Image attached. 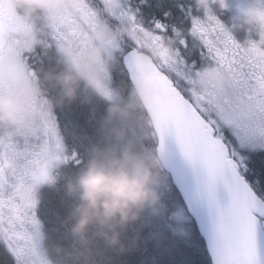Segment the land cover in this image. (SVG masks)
I'll use <instances>...</instances> for the list:
<instances>
[{"label":"snow or ice","instance_id":"6c2138e0","mask_svg":"<svg viewBox=\"0 0 264 264\" xmlns=\"http://www.w3.org/2000/svg\"><path fill=\"white\" fill-rule=\"evenodd\" d=\"M199 2L208 9V0ZM138 11L123 0H83L75 12L45 18L49 44L55 51L104 23L114 33L123 30L112 80L125 90L140 88L145 97L154 119L148 144L165 156L179 230L202 237L206 264H264V8L248 13L261 38L247 46L210 9L206 20L192 18L187 35L176 30L174 37L159 21L145 29ZM30 30L0 7V71L6 48L22 49L20 38ZM189 36L200 50L199 67L183 54ZM11 59L35 70L46 58L21 51ZM37 113L22 134L0 127V241L14 264H47L36 189L50 182L54 168L84 162L75 150L68 152L58 117L43 98Z\"/></svg>","mask_w":264,"mask_h":264},{"label":"clouds","instance_id":"9594fccd","mask_svg":"<svg viewBox=\"0 0 264 264\" xmlns=\"http://www.w3.org/2000/svg\"><path fill=\"white\" fill-rule=\"evenodd\" d=\"M82 3L0 0V7L31 25L20 38L22 49L9 45L5 50L7 59L0 71V127H14L22 134L27 122L37 116L41 98L52 111L78 99L91 103L102 96L109 101L99 129L106 143L94 145L82 167L66 178L64 190L72 200L62 221L67 243H53L55 258L46 251L47 264H111L109 253L124 255L139 248L146 214L169 215L165 156L148 144L154 119L146 111L145 97L140 88L126 92L112 80L119 63L115 42L123 30L114 33L104 23L91 34L69 38L53 55L45 18L75 12ZM21 51L38 53L54 63L26 70L18 59H11ZM174 156L169 149L168 157ZM57 179L53 176L48 183L55 185Z\"/></svg>","mask_w":264,"mask_h":264},{"label":"trees","instance_id":"16d2710c","mask_svg":"<svg viewBox=\"0 0 264 264\" xmlns=\"http://www.w3.org/2000/svg\"><path fill=\"white\" fill-rule=\"evenodd\" d=\"M149 3H151V1L153 0H148ZM178 7H176L175 11L172 10L171 8H165V7H159L156 8L155 10H157L158 12L156 14H158L159 16L165 15V10L166 11H174V15H176L177 20L174 22V24H182L184 22V19H180L182 17H190L193 15L198 16L199 18H203V19H207V14H208V9H210L211 14L216 16L215 13L212 12L211 10V5L208 2V9H205L204 6H202L199 2V0H196L195 2H193V0H187V3L185 5V0L184 3L182 5H180L178 0H175ZM173 0H164V3L166 4H171V2H175ZM175 3V4H176ZM251 10L250 9H244V14L245 12L249 13ZM137 19L140 20L139 17V13H136ZM163 17V16H162ZM229 16H226L224 19H228ZM250 19L249 15L247 14L246 20L248 21ZM257 25V24H256ZM153 26H155V24H153ZM173 27V26H171ZM184 27L187 28V26L184 25ZM54 62V61H53ZM44 67H49V61L47 63L46 66ZM130 90V89H129ZM127 92V90H126ZM95 103L97 104V106L99 107V112L95 113L96 119L97 118H101L104 117L106 115V106L104 104H102L99 100V98L96 96L94 97ZM109 105V103H108ZM71 107V106H70ZM72 107H76V105L72 106ZM88 106H85V108H83V106H77V109L79 112L76 113V116H71V120L74 122H78L79 124H81L83 126V128L85 127L84 131H82L80 129H75L74 128V135L76 140H80L81 139V144H82V148H80V150L82 151V155H83V161L87 160L88 157V153L90 151V149L97 144L103 145L105 144V141L103 140V137L101 136V133L99 131V128H96V130H91L94 128H91V125L88 123V116H89V112L87 110ZM71 111V110H70ZM84 112V115L86 113L85 116H87L88 118L85 119L84 121L79 120V116L80 114H82ZM75 114V113H74ZM81 130V132H80ZM76 135H81L80 139H78L76 137ZM103 140V141H101ZM79 167H82V165L77 166L74 163L71 164L70 169L68 172H65L62 174V176L60 177V182L58 184L57 187H55L45 198L41 208L39 209V216L41 217V219L43 220L44 223V238H45V250L48 252V254L52 257L55 258V253L52 249V245L55 242H59V243H67V241L62 242V240L59 239V237H61L63 235V232H65V228L63 227L62 221L64 219V217L67 215V212L65 210V206L63 207V209H61L60 207H56V203L58 202L57 200H60L62 198V196L65 194V190H64V184L66 182V178L69 174H74L76 171H78ZM65 170V169H64ZM165 200L167 201V205L169 206V202H172V195L169 193H167ZM72 201V200H71ZM68 203V202H67ZM71 204H69V207H71ZM173 209L171 208V213H172ZM146 218L147 221L149 223V227L150 224L151 225H155L158 226V228L162 229V226L159 225L160 218H155L152 217L148 214H146ZM163 218V217H162ZM56 221V225L55 222ZM51 225L53 227V229L51 228ZM58 227V230L55 229V227ZM167 230V232L169 233V236L175 240H179L181 241L184 238H187L188 241L195 243L194 247H197L198 249L201 250L203 257L202 256H197V258L195 259V264H206V257L204 254V250H203V240L200 237V235L198 233H192V234H188L187 230L185 231H180L179 227H178V223L174 222L172 226H167V228H165ZM63 230V232H61ZM132 234V233H131ZM168 244L162 242L161 246L163 247H167ZM195 248V249H197ZM152 251V250H151ZM156 254V251H153V255ZM182 254V255H181ZM170 255V256H169ZM164 261L160 262V264H171L170 261L172 262H176V264H186L185 261V252H182L180 254L177 253H172L169 254ZM112 259H111V264H136L141 263V264H147V262L149 261L148 254H138L137 252H130L124 255H120L118 256V259L116 257L115 254L111 253ZM0 259H3V261L5 260L8 264H10L2 255H0ZM135 260V262H133ZM137 260V262H136ZM120 262V263H118ZM159 263V262H158ZM157 263V264H158Z\"/></svg>","mask_w":264,"mask_h":264},{"label":"rangeland","instance_id":"374dc122","mask_svg":"<svg viewBox=\"0 0 264 264\" xmlns=\"http://www.w3.org/2000/svg\"><path fill=\"white\" fill-rule=\"evenodd\" d=\"M178 1H179V3L181 2L180 0H178ZM256 2L259 5L263 4V0H257ZM135 7H138L139 14L142 17L143 21L148 22V21H150L151 17L156 16V17H159L161 20L164 21L161 23H163V24L167 23L168 25H171V26H173L174 22L177 20L176 15H174V11H175L176 7L179 8L177 3L175 4V2L174 3L171 2V4L168 5V4L164 3V0H153V1H151V3H148V4L140 2L139 4H136ZM159 7H165L168 9L171 8L174 11L168 12L165 10V15H162L163 16L162 17V16H159L158 14H156L158 11L155 9L159 8ZM232 7H234V9L238 12H241L244 9L242 2L235 3ZM247 14L248 13L245 12L244 16L239 15L241 18H243L242 25H244V23H245ZM160 19H159V21H160ZM180 19L181 20L184 19V22L182 23V25L184 26L187 22V17H182ZM201 20H206V19H201ZM190 26H192V19H191ZM151 28L153 30L155 27L152 26ZM188 30L189 29H187L186 27H183L182 33L187 35ZM188 38H190V36ZM247 44H248V42L243 43L242 45L247 46ZM48 61H49V67H50L52 65V63H54V62L50 61L49 59H48ZM102 104H104L106 106V108H108V105L105 102H102ZM74 105H76V107H72ZM77 106H83V108H85V106H88L87 110L89 112V116H88L89 118L87 116H85L86 113L84 115V112H83L82 114L78 115L79 120L84 121L85 119L88 118V123L91 125V128H94L91 130H96V128L100 129V125H101V122H102L104 117L101 116V118L99 117L96 119L95 113L99 112V107H98L99 105L97 106V104L95 103V100H93L91 103H84L78 99L77 101H75L71 105H68L67 107L63 108L64 115L69 118V124L71 126H73V128H75L76 130L82 128L81 130L84 131V129H85V127L83 128V126L81 124H79L76 121L73 122L70 118L71 116L75 117L76 113L79 112L77 109ZM81 130H80V132H81ZM80 136L76 135V137H78L79 139H80ZM103 140L105 141L104 137H103ZM103 140H101V141H103ZM105 143H106V141H105ZM47 184H49V183H47ZM57 201L58 202L56 203V207H58V208L60 207L61 209H63V207L65 206V210L68 213V211L70 210L69 204L72 203V201L70 198L67 197L66 193L62 196V198L60 200H57ZM168 208H169V215L164 216L163 218L162 217L160 218L161 222L159 223V225L162 226V229L158 228V226L151 225V224L149 227V223H148L146 215H145V220L147 221V226L143 228V230L141 232L140 246L134 252H137L138 254H141V253L142 254H148V257L151 256L149 258V261L147 262V264H157L158 262H159L158 264H160V262H162L166 258H168L167 256L169 254H172V253L174 254L177 252H178V254H180L182 252H185L186 253V255H185L186 264H195V262H196L195 259L197 258V256L203 257L201 250L198 249L197 247H194L195 243L188 241L187 238H184L181 241L175 240L169 236V233L165 229V228H167V226L170 227L173 225L174 222H176L175 219L171 215L172 213H171V203L170 202H169ZM54 223L56 225V221ZM51 228L53 229L52 225H51ZM55 229L58 230V227L56 226ZM61 232H63V230ZM133 234L134 233L131 230L128 233L129 236H131ZM59 239L62 240V242L66 241L65 232H63V235L61 237H59ZM162 242L168 244L167 247L161 246ZM195 248H197V249H195ZM153 251H156L155 255H153ZM115 255H116L117 259H118V256H120L118 254H115ZM109 256H111V253H109ZM4 262H5V264H8L5 260H4ZM133 262H135V260ZM136 262H137V260H136ZM170 262H171V264H176V262H172V261H170ZM118 263H120V262H118ZM136 264H141V263L137 262Z\"/></svg>","mask_w":264,"mask_h":264},{"label":"flooded vegetation","instance_id":"af4514ba","mask_svg":"<svg viewBox=\"0 0 264 264\" xmlns=\"http://www.w3.org/2000/svg\"><path fill=\"white\" fill-rule=\"evenodd\" d=\"M0 255H1V252H0Z\"/></svg>","mask_w":264,"mask_h":264}]
</instances>
